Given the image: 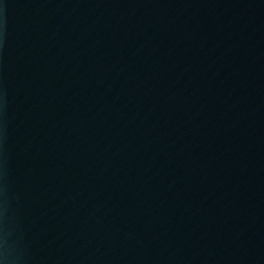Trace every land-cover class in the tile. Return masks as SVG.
I'll return each instance as SVG.
<instances>
[{
    "label": "water",
    "instance_id": "obj_1",
    "mask_svg": "<svg viewBox=\"0 0 264 264\" xmlns=\"http://www.w3.org/2000/svg\"><path fill=\"white\" fill-rule=\"evenodd\" d=\"M0 264H246L221 0H0Z\"/></svg>",
    "mask_w": 264,
    "mask_h": 264
}]
</instances>
